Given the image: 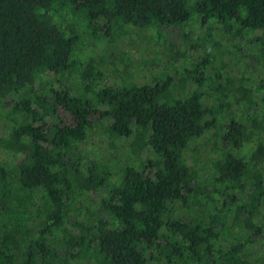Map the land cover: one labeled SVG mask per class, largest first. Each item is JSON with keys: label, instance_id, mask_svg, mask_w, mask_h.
<instances>
[{"label": "trees", "instance_id": "16d2710c", "mask_svg": "<svg viewBox=\"0 0 264 264\" xmlns=\"http://www.w3.org/2000/svg\"><path fill=\"white\" fill-rule=\"evenodd\" d=\"M0 264H264V0H0Z\"/></svg>", "mask_w": 264, "mask_h": 264}, {"label": "rangeland", "instance_id": "374dc122", "mask_svg": "<svg viewBox=\"0 0 264 264\" xmlns=\"http://www.w3.org/2000/svg\"><path fill=\"white\" fill-rule=\"evenodd\" d=\"M168 34H164V38L157 37L155 29L144 30L143 33H131L122 40L118 47H113L112 53H109L107 60L108 75L114 79L117 75L113 73L115 66L120 69L118 76L121 75V71L124 70L123 62L118 59L120 50H130L135 60L133 61L132 71L134 74H138L141 80H151L153 76L161 73V71H167L170 67V62H174L175 66H181L182 60L178 58H171L168 52V47L171 43H175L178 47L183 48V42L178 34L173 30L169 29ZM98 47H96L97 49ZM122 48V49H121ZM100 51V48L97 49ZM195 54L192 51L187 52L190 57ZM110 78L107 79L106 83H109ZM95 136H90L89 138ZM93 145L95 142L91 141Z\"/></svg>", "mask_w": 264, "mask_h": 264}]
</instances>
